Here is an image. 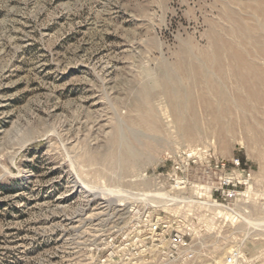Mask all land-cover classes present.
<instances>
[{"label": "rangeland", "instance_id": "rangeland-1", "mask_svg": "<svg viewBox=\"0 0 264 264\" xmlns=\"http://www.w3.org/2000/svg\"><path fill=\"white\" fill-rule=\"evenodd\" d=\"M160 220L264 264V0H0V264H154Z\"/></svg>", "mask_w": 264, "mask_h": 264}, {"label": "built area", "instance_id": "built-area-1", "mask_svg": "<svg viewBox=\"0 0 264 264\" xmlns=\"http://www.w3.org/2000/svg\"><path fill=\"white\" fill-rule=\"evenodd\" d=\"M239 164V158L231 163L234 166ZM221 166L224 168L225 163H222ZM173 181L172 189L178 191L182 188L180 179L175 178ZM238 183L240 182L238 181ZM201 225L203 229L208 228V225ZM147 231L145 237V243L148 244L147 253L150 258L154 259V264H197L199 262L198 260L202 255L200 251L201 235L199 229L192 223L174 222L173 224L160 220L150 225ZM226 257L223 256L212 264H237L234 255L228 254Z\"/></svg>", "mask_w": 264, "mask_h": 264}, {"label": "bare ground", "instance_id": "bare-ground-1", "mask_svg": "<svg viewBox=\"0 0 264 264\" xmlns=\"http://www.w3.org/2000/svg\"><path fill=\"white\" fill-rule=\"evenodd\" d=\"M192 92V91H191ZM145 120V119H144ZM232 255H234V254H232ZM235 256V255H234ZM236 257V256H235ZM225 258H227L226 256H225ZM235 261H237V258H235Z\"/></svg>", "mask_w": 264, "mask_h": 264}]
</instances>
